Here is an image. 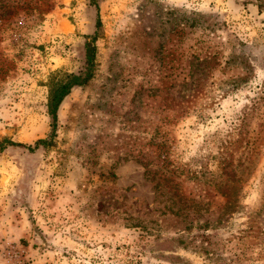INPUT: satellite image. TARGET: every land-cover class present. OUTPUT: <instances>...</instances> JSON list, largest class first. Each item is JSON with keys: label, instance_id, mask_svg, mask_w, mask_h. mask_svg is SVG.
I'll return each instance as SVG.
<instances>
[{"label": "rangeland", "instance_id": "1", "mask_svg": "<svg viewBox=\"0 0 264 264\" xmlns=\"http://www.w3.org/2000/svg\"><path fill=\"white\" fill-rule=\"evenodd\" d=\"M0 0V264H264V0ZM3 12H6L3 14Z\"/></svg>", "mask_w": 264, "mask_h": 264}, {"label": "trees", "instance_id": "2", "mask_svg": "<svg viewBox=\"0 0 264 264\" xmlns=\"http://www.w3.org/2000/svg\"><path fill=\"white\" fill-rule=\"evenodd\" d=\"M101 0H88V4L92 6L95 10V21H94V33L90 36H86V41L83 44L84 48V66L83 69L77 74H68V75H55L50 76L47 82L48 86V95L46 102L47 115L49 117V126L50 133L48 139H37L34 141L33 145L24 147L29 152L35 148L46 147L51 145L52 139L55 134L56 121H57V111L62 103L63 99L69 94L70 90L74 87H80L84 85L91 77L94 55H95V46L94 42L97 37V33L100 29V20L98 17V2ZM34 5L36 9L39 10H48L50 3L48 0H34ZM42 6H45L44 9H41ZM6 12H3L5 14ZM8 146H19L23 147L25 145L19 143H12L8 140H3L0 143V152Z\"/></svg>", "mask_w": 264, "mask_h": 264}]
</instances>
